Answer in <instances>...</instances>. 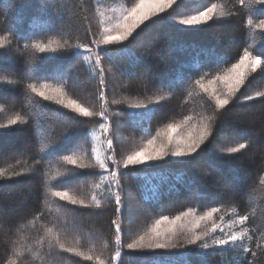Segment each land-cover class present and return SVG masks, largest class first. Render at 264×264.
I'll use <instances>...</instances> for the list:
<instances>
[{"label":"trees","instance_id":"16d2710c","mask_svg":"<svg viewBox=\"0 0 264 264\" xmlns=\"http://www.w3.org/2000/svg\"><path fill=\"white\" fill-rule=\"evenodd\" d=\"M134 2L0 0V36L8 35L10 40L0 48V123L17 113L27 121L0 129V168L6 169L8 175L27 170L24 175L0 179V264H6L12 256L13 241H22L32 249L19 258V264H96L95 260L63 253L55 247L49 253L46 227H55L62 242L86 253L93 249L94 257L112 264L110 258L116 250L114 219L120 222L123 233L118 264H184L185 260L187 264H264V185L259 183L264 175V96H255L256 92H264V67L251 73L230 104L217 113L213 134L198 154L186 158L168 156L128 168L122 164L126 155L166 124L180 122L186 115H192L195 124V117L214 110L212 101L196 88V79L204 76L207 81L222 72L238 60L249 43L255 50L264 49V30L253 29V40L245 27L247 0L245 7L238 0H177L165 13L141 25L123 45L108 46L126 48L102 61L109 137L120 162L122 216L115 212L114 198H107V183L103 186L105 194L99 196V209L59 200L53 201L50 209L45 207V174L55 176L65 168L74 174L52 181L54 185L89 203L93 191L99 195L100 190L93 185L100 182L101 170L74 169L63 163V157L86 152V159L94 163L89 134L103 121L98 115L81 117L32 96L26 85L58 83L69 97L84 106L97 113L103 109L99 77L93 76L83 53L68 46L56 53H35L31 44L49 40H67L68 45L90 43L99 34V12L130 7ZM211 3L223 5L230 15L199 26L178 24V17L194 14ZM257 16L264 18L261 12H253V17ZM8 80L15 83L8 84ZM250 95L254 99H244ZM160 96L165 99L156 103ZM137 102L146 107H129ZM242 142L248 146L239 153L222 151ZM109 164L116 167L111 161ZM189 207L195 208L197 215L212 207L220 209L214 221L221 224L220 216H224L223 232L218 228L213 237L221 238L247 227L252 240L246 236L235 246L203 250L198 245H184L185 234L178 233L174 242L181 246L177 248H127L156 219L175 217ZM233 207L235 212L231 211ZM132 211L137 212V220L132 219ZM37 214H41L40 219L34 220ZM239 215H248L249 220L244 226L230 227L229 222ZM211 224L212 221L204 222L197 231L204 232ZM244 246L250 249L248 253L243 252ZM252 252L257 256L253 257Z\"/></svg>","mask_w":264,"mask_h":264},{"label":"snow or ice","instance_id":"6c2138e0","mask_svg":"<svg viewBox=\"0 0 264 264\" xmlns=\"http://www.w3.org/2000/svg\"><path fill=\"white\" fill-rule=\"evenodd\" d=\"M241 7H245L246 0H238ZM177 0H135L130 6H122L119 9H112L114 15H106L103 12H99V34L93 36L90 43L77 42L75 45H68L67 40L63 43L59 41L49 40L48 43H42L39 41L31 44V49L35 53H56L66 46L74 47L78 53H83V59L86 64L92 69L93 76L99 77V100L101 101V112L97 113L91 108L84 106L76 99L69 97L65 91V88L61 84H53L46 82H32L26 85V90L32 96L40 97L44 101H51L57 105H60L64 109H69L81 117H93L99 116L103 123L100 124V132L104 137L101 140L100 136H97L94 130L91 133L92 137V161L89 162L86 159L87 153H73L65 155L63 157V163L70 165L74 169H92L99 168L100 182L93 185L94 189H99V195L96 191L91 194L90 203L85 199L78 197L68 190L54 185L52 181L58 178H65L72 174V169L65 168L58 170L55 176H49L45 174V207L51 208L53 201H65L70 205H79L81 207L100 208L102 201L99 196L105 194L104 185L107 183V198H114L116 208L115 212L117 216H122V198L120 195L119 185V167L120 162L116 160L114 142L109 137L110 125L109 117H107V100L105 96L106 81L105 72L102 61L104 58L111 59V54L114 51H126L125 49H113L108 46L123 45L125 41H128L133 33L141 27L146 25V22L153 17H157L162 13H165L168 9L172 8ZM259 5L261 8L257 9L254 6ZM259 11L264 16V0H247V19L245 21V27L249 29L248 35L254 40L255 32L253 29L264 30V18L261 16L253 17V12ZM230 13H227L223 5L217 3H211L210 6L203 8L202 10L188 15L186 17H178V24L181 26H199L206 24L213 19L225 18ZM258 20V22H256ZM11 33V30H10ZM91 35V30L89 29ZM10 44L8 35L0 36V48H4ZM28 45H25V49ZM94 58V63H93ZM35 57H33V60ZM264 67V49L255 50L254 45L249 43L245 46L242 54L238 60L232 63L229 67L225 68L222 72L217 73L211 79L205 80L204 76L194 81L195 86L203 94H206L208 99L215 105L214 110L209 114L205 113L202 116L195 117L196 123L192 121L194 117L192 115H186L180 122H172L166 124L163 128L157 130L155 136L148 139L142 144L141 147L131 151L123 158L122 164L124 168L130 166H137L149 161L163 160L165 157L171 156L173 158H186L192 157L193 154H198V150L213 134V126L217 120V113L220 110L225 109L230 104L231 100L240 91L241 87L245 84L247 78L251 73H256L258 69ZM207 75V74H205ZM8 84L15 83L12 80L6 81ZM222 88V91H221ZM255 96H264V92H256ZM165 99V97H156L155 102ZM245 100H252L254 96H246ZM152 102V101H150ZM113 103H121L119 100H114ZM130 108H145L146 105L143 102L130 103ZM3 111V108H0ZM27 121L19 113L11 116L5 123H0V129L9 128L17 124H23ZM100 145L98 147L97 145ZM107 145V149L103 145ZM246 142H242L233 147L222 149L229 155L241 152V150L247 147ZM43 151V149H41ZM110 153V154H109ZM109 161L116 167H111ZM186 162V161H182ZM23 170L20 172H12L10 175L6 173V169L0 168V179L11 178L12 176H21L25 174ZM259 183L264 185V175L259 179ZM115 189V191L113 190ZM50 197L51 199H47ZM60 207V206H57ZM220 211L217 207H212L210 210L205 211L202 215H197L195 208L189 207L187 210L180 212L175 217L161 216L156 219L144 232L139 235L135 240L127 244V248L130 250H157V249H171L177 248L181 245L174 242V238L178 233L185 234L184 245H198L200 249L207 250L210 248H223L224 246H235L238 241L243 242L247 236L248 240H252V236L249 235V229L247 227H241L239 231H231L226 233L221 238H215L213 233L219 228L223 232L221 224L224 222V216H220L221 224L214 221V215ZM232 212L236 209L233 207ZM41 214H37L34 220L40 219ZM249 220L248 215H239L235 220L229 222V226L235 225L244 226ZM207 221H212L211 227L207 228L204 232L197 231L201 224ZM112 224L115 226V240L116 250L111 255L112 264H118L119 258L122 255V230L121 224L117 220H113ZM46 234L48 237L49 253L55 247L60 252L71 253L75 256L82 257L85 260H95L96 264H106L99 256H93L91 252L93 249H89L86 253L80 250L77 246L69 245L61 241L59 232L55 227H46ZM211 239V243H209ZM43 244V238L39 241ZM76 245H79V241H76ZM107 245H105L106 247ZM260 245H258L259 247ZM30 246H26L22 241H13L12 256L6 262V264H19V258L24 255L25 252H31ZM250 249L247 246L243 247V252L248 253ZM253 257L257 256L256 252L251 253ZM39 255V252H37ZM184 255V254H182ZM184 264H187L185 260ZM251 264V262H250Z\"/></svg>","mask_w":264,"mask_h":264},{"label":"rangeland","instance_id":"374dc122","mask_svg":"<svg viewBox=\"0 0 264 264\" xmlns=\"http://www.w3.org/2000/svg\"><path fill=\"white\" fill-rule=\"evenodd\" d=\"M115 9H119V8H115ZM103 13H104V12H103ZM105 14H106V15H114L115 13H113V12H112V9H110V10H108L107 12H105ZM221 90H222V88H221ZM99 126H100V125H98V126L92 128V129L90 130V134H89V136H90V141H91L92 144H93V141H92L91 133H92L94 130L96 131L97 136H100V137H101V140L104 139V137L101 135L100 127H99ZM97 146L100 147L99 144H98ZM103 147L105 148V150L107 149V145H106V144H104ZM199 166H200V168H201V166L204 168L203 165H199ZM203 168H202V169H203ZM133 210H134V209H133ZM137 212H138V210H137ZM137 212L132 211V213H133V215H132L133 218H132V219H133V220H137V219H138V216L136 215ZM133 220H132V222H133Z\"/></svg>","mask_w":264,"mask_h":264}]
</instances>
